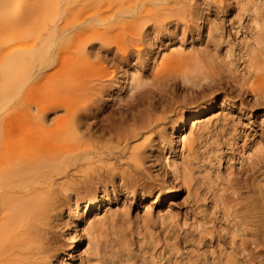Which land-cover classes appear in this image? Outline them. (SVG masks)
<instances>
[{"label":"rangeland","instance_id":"1","mask_svg":"<svg viewBox=\"0 0 264 264\" xmlns=\"http://www.w3.org/2000/svg\"><path fill=\"white\" fill-rule=\"evenodd\" d=\"M7 1L9 6L17 0ZM29 1L37 13L48 2ZM91 15L97 21L90 27L46 46L59 53L57 62L43 69L37 84L1 102L0 110L36 112L49 105L46 119L54 120L64 112L58 105L65 96L77 105L88 103L79 112L86 133L121 121L127 126L135 114L168 117L151 137L163 139L162 150L144 153L141 165L128 171L138 186L126 188L115 174L104 190L100 186L109 208L85 214L77 225L73 216L69 226L55 222L56 245L64 247L68 231L78 238L81 254L66 264H264V207L252 186L258 180L264 185V0H98L90 7L70 4L37 23L78 22ZM14 32L0 24V68L3 51L29 53L38 46L37 33L10 40ZM79 45L88 48L86 63L75 60ZM157 45L167 51L182 47L189 62L202 68L196 82H182L174 67L152 66L148 58ZM131 71L142 83L110 101L117 78ZM213 98L212 120L195 130L182 153L172 151L169 122ZM162 154L175 160L182 181L173 179ZM97 164L121 168L111 157ZM178 186L167 199L168 190ZM158 188L164 200L150 203ZM87 194L81 190L78 197ZM75 197L69 191L63 207ZM102 217L105 224L95 221Z\"/></svg>","mask_w":264,"mask_h":264},{"label":"bare ground","instance_id":"2","mask_svg":"<svg viewBox=\"0 0 264 264\" xmlns=\"http://www.w3.org/2000/svg\"><path fill=\"white\" fill-rule=\"evenodd\" d=\"M95 1L98 0H48L43 13H37L32 1L17 0L8 6L7 0H0V24L15 31L9 39L37 33L39 40L38 46L30 48L29 53L13 49L1 54L0 103L18 94L24 85H34L43 69L57 62L59 53L51 49L45 51L47 45L71 31L86 29L97 20L91 15L87 20L62 19L61 23L53 25H38L37 21L43 16H55L70 4L76 7L84 3L90 7ZM154 48V54L148 58L152 66L158 69L174 67L184 83L193 84L201 75L202 68L189 62L190 56L184 55L182 47L174 46L168 51L159 45ZM74 57L77 62H88V48L77 46ZM141 83L134 72H123L108 99H119L123 89L130 91ZM67 99L64 96L59 101L58 107L64 112L56 115L54 120L46 119V113L51 109L49 105L38 107L36 112L29 109L0 110V264H66V259L80 256L81 252L77 253L76 249L78 238L72 231L64 234V247L56 245L55 222L64 221L69 226V219L73 216L77 225L84 220L85 214L92 211L97 216L98 209L109 208L99 193L101 185L104 186L102 190L105 189L106 179L112 181L118 174L122 185L134 189L139 184L138 179L128 171L141 165L144 153L155 154L162 150L163 139L154 141L151 137L159 121L167 115L135 114L128 119L132 123L127 126L121 127V121L118 126L112 124L98 132L86 133L81 128L79 112L86 109L88 103L77 105ZM215 101L213 98L209 104L193 108L188 113L182 111L169 122L172 151L182 153L190 146L195 130L209 123L215 115L212 110ZM39 104L37 106H41ZM110 157L121 164L119 170L115 171L111 165L97 164ZM161 160L170 169L173 179L182 181L175 160L164 154ZM260 182H252V186L258 193L257 202L264 207V185ZM179 189L180 186L168 190L167 199L171 200ZM81 190L88 193L85 198L78 197ZM69 191H73L76 197L65 209V200H70ZM164 198L158 188L150 203L161 202ZM95 221L105 224L103 217ZM82 230L88 233L87 229ZM97 243L98 240L95 248H98Z\"/></svg>","mask_w":264,"mask_h":264}]
</instances>
